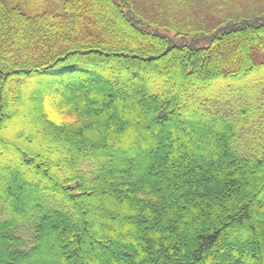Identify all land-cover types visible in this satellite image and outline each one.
<instances>
[{"label": "trees", "instance_id": "16d2710c", "mask_svg": "<svg viewBox=\"0 0 264 264\" xmlns=\"http://www.w3.org/2000/svg\"><path fill=\"white\" fill-rule=\"evenodd\" d=\"M249 5L174 42L132 0L35 15L0 0V264H264V10Z\"/></svg>", "mask_w": 264, "mask_h": 264}, {"label": "rangeland", "instance_id": "374dc122", "mask_svg": "<svg viewBox=\"0 0 264 264\" xmlns=\"http://www.w3.org/2000/svg\"><path fill=\"white\" fill-rule=\"evenodd\" d=\"M132 2L137 14L149 26L148 30L166 35L174 42H192L196 39L194 36L198 30L208 32L223 18L249 13V3L255 4L250 14L253 11L264 10V0H132ZM9 4L18 6L27 15H35L59 10L61 0H9ZM177 34L186 35L176 36ZM204 44L205 42H200L199 46ZM262 104L264 99H260L257 106L260 108ZM225 105L226 110L233 116L240 115L248 107L240 90L231 91L225 98ZM19 128L20 124L11 129L10 133ZM255 130L252 129V133L256 134ZM238 134L242 147L251 148L253 136H247V129L241 127Z\"/></svg>", "mask_w": 264, "mask_h": 264}]
</instances>
